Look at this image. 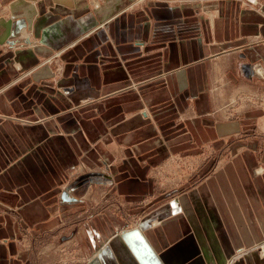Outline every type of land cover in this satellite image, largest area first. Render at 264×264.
Wrapping results in <instances>:
<instances>
[{
    "label": "crops",
    "instance_id": "1",
    "mask_svg": "<svg viewBox=\"0 0 264 264\" xmlns=\"http://www.w3.org/2000/svg\"><path fill=\"white\" fill-rule=\"evenodd\" d=\"M97 1L0 0V264L83 213L84 264H264V0Z\"/></svg>",
    "mask_w": 264,
    "mask_h": 264
},
{
    "label": "rangeland",
    "instance_id": "2",
    "mask_svg": "<svg viewBox=\"0 0 264 264\" xmlns=\"http://www.w3.org/2000/svg\"><path fill=\"white\" fill-rule=\"evenodd\" d=\"M105 1L98 0L97 2L105 3ZM92 4L93 7L99 6L95 4V2H92ZM108 19H106V21ZM98 26H100V24L96 25L92 23L91 25L85 27V33L92 31V29H95ZM224 87L226 115L233 117L242 113L244 110L243 108H245L244 98L248 99V106L257 105L256 103H258V101L253 102L252 100L254 99L251 98L250 94L237 87L236 84L228 83L225 84ZM260 133L261 135H264V130ZM261 140L262 141L259 142L260 147L258 148V151L260 162L263 165H259L258 168L255 169V173L261 172L264 167V158L261 159V152H264V137H262ZM230 151L231 149L228 145H226L223 149H217L215 146L211 145L203 147V149L197 153H187L183 155L176 153L174 154L175 157L168 161L169 163L166 169L168 178H165V180H177L178 182H183L185 179L193 178L191 180V184H193L203 177L202 175H197L196 173L205 163L211 161L213 156H216V164L212 167L216 168L223 162L220 160L221 157H219L218 153H221L220 156L223 155L226 160L232 156ZM93 196L95 197V194H93ZM63 218L64 221L68 219L70 227L73 226L74 231L72 235L61 236L60 230L53 235H47V231L40 230L42 227L39 228L37 224L25 227L22 224L20 225V229L23 232L25 230L28 231V233H25L20 239L17 238L20 249L26 251L27 253V259L23 262V264H84L86 254L85 257L82 258L83 253L80 251L82 246L80 242H82V239L84 240L85 238V235L83 234V225L86 224L87 221L95 219L96 213L68 214ZM20 220L21 218H18L19 222ZM35 229L41 231L39 235L34 236L29 234L30 231ZM75 232L77 234H75ZM69 237H71L70 243L67 242ZM83 252L85 253V251Z\"/></svg>",
    "mask_w": 264,
    "mask_h": 264
}]
</instances>
